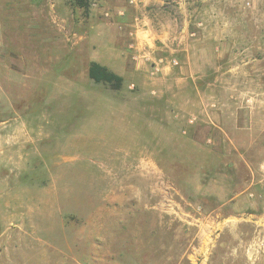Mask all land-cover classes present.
Listing matches in <instances>:
<instances>
[{
    "label": "rangeland",
    "instance_id": "rangeland-1",
    "mask_svg": "<svg viewBox=\"0 0 264 264\" xmlns=\"http://www.w3.org/2000/svg\"><path fill=\"white\" fill-rule=\"evenodd\" d=\"M25 4L33 28L0 0V207L50 212L28 264H264V0Z\"/></svg>",
    "mask_w": 264,
    "mask_h": 264
},
{
    "label": "crops",
    "instance_id": "crops-1",
    "mask_svg": "<svg viewBox=\"0 0 264 264\" xmlns=\"http://www.w3.org/2000/svg\"><path fill=\"white\" fill-rule=\"evenodd\" d=\"M35 2L36 0L30 3L26 2V0H6V3L12 4L11 6L15 5L18 7L17 10H19L20 13L16 16L27 19L25 23V25L27 24V28H33L34 18L30 16L31 13L29 11L24 10V7H26L25 3L34 5L33 3ZM29 18L32 19L29 20ZM22 22L23 20L21 19L19 22H17V24L20 25ZM11 28H14L13 25ZM3 209V207H0V227L3 225H8L11 228V237L14 239L11 240V244L16 246L14 252L8 254V257H11L10 260L12 261V264H20V262L21 264H25V262H27L28 264V260L24 256V253H26L28 250L27 256L29 262L32 263L34 260L36 262L45 261L46 256L44 257L42 254L38 256L37 254L32 253L31 249H33V246H35L34 240L42 242L41 233L42 230H46V220L47 216L50 217V212L47 213L45 210L37 211L35 207L32 208L29 204H26L25 206L13 205L11 208H5L7 210L11 209L10 215H5ZM4 234V231L0 232V243H3L4 241ZM24 244L27 245V248L23 247ZM6 257V254H4V252H2L0 249V264H4Z\"/></svg>",
    "mask_w": 264,
    "mask_h": 264
},
{
    "label": "trees",
    "instance_id": "trees-1",
    "mask_svg": "<svg viewBox=\"0 0 264 264\" xmlns=\"http://www.w3.org/2000/svg\"><path fill=\"white\" fill-rule=\"evenodd\" d=\"M78 7L88 9L90 0H72ZM90 78L97 82L109 83L113 89H119L123 83V77L112 71L106 65L98 61H91L88 69Z\"/></svg>",
    "mask_w": 264,
    "mask_h": 264
},
{
    "label": "built area",
    "instance_id": "built-area-1",
    "mask_svg": "<svg viewBox=\"0 0 264 264\" xmlns=\"http://www.w3.org/2000/svg\"><path fill=\"white\" fill-rule=\"evenodd\" d=\"M135 46H136V42L132 41V42L129 43L128 47H129V49L134 50ZM160 62H162V60H160ZM174 63H177L176 60L174 61ZM158 66H157V68H158ZM210 236L212 237V232L210 233Z\"/></svg>",
    "mask_w": 264,
    "mask_h": 264
}]
</instances>
